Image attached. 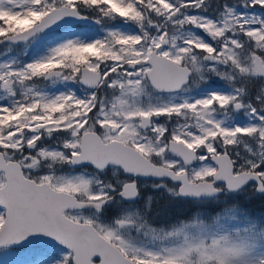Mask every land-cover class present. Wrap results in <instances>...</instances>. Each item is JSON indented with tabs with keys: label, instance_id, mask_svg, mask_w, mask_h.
Instances as JSON below:
<instances>
[{
	"label": "snow or ice",
	"instance_id": "6c2138e0",
	"mask_svg": "<svg viewBox=\"0 0 264 264\" xmlns=\"http://www.w3.org/2000/svg\"><path fill=\"white\" fill-rule=\"evenodd\" d=\"M250 194L264 0H0L4 264H264Z\"/></svg>",
	"mask_w": 264,
	"mask_h": 264
},
{
	"label": "rangeland",
	"instance_id": "374dc122",
	"mask_svg": "<svg viewBox=\"0 0 264 264\" xmlns=\"http://www.w3.org/2000/svg\"><path fill=\"white\" fill-rule=\"evenodd\" d=\"M252 195V194H250ZM159 199V198H158ZM243 202L249 203L253 197L249 200L244 197L241 198ZM163 201L161 204L157 203L155 208L157 211L160 212V215L162 218H175V216L171 215V213L178 209V212L180 214L177 217H186L189 212H191L193 205L188 202H182V204H176V201H168L166 198L159 199V202ZM262 203L264 204V199L262 200ZM250 209V208H249ZM34 257L30 256L29 253L21 249L17 251L14 254H10L8 256H5V253L3 250H0V264H4V260L7 259L9 261H24L26 259H32Z\"/></svg>",
	"mask_w": 264,
	"mask_h": 264
},
{
	"label": "trees",
	"instance_id": "16d2710c",
	"mask_svg": "<svg viewBox=\"0 0 264 264\" xmlns=\"http://www.w3.org/2000/svg\"><path fill=\"white\" fill-rule=\"evenodd\" d=\"M252 197L253 199L247 204L248 208H250L249 210L255 213L257 216L264 214V204L262 203L263 199L256 195H252ZM175 203L182 204V201H176ZM172 213L173 215H177L180 212H178V209H176Z\"/></svg>",
	"mask_w": 264,
	"mask_h": 264
}]
</instances>
